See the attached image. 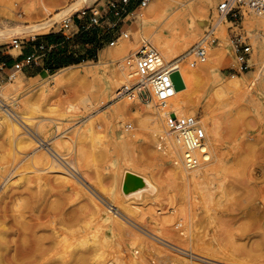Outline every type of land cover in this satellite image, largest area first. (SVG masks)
<instances>
[{
	"label": "rangeland",
	"instance_id": "rangeland-1",
	"mask_svg": "<svg viewBox=\"0 0 264 264\" xmlns=\"http://www.w3.org/2000/svg\"><path fill=\"white\" fill-rule=\"evenodd\" d=\"M73 1L0 0V29L45 21ZM108 1L111 0H86L45 32L10 33L0 38V54L16 56L20 49H13V38L28 47L34 36H64L58 56L45 67L48 70L38 66L22 71L0 68V92L5 96L0 97V104H5L0 106V113L19 128L18 132L7 133L0 123V195L4 192L26 196L39 190L47 200L41 212H57L66 220L80 218L79 224L92 219L98 236L109 232L104 260L126 261L134 253L127 245H133L138 252L134 256L142 258V264H264V51L258 49L245 23L259 16L244 12L224 22L226 37L213 33L215 41L202 62L209 61L212 46L224 50L215 74L197 78L189 73L190 85L184 101L189 107L193 105L192 114L201 118L205 130L209 129L206 135L218 148L217 156L211 164L202 162L203 168L197 172L206 170L204 175L196 172L192 181L190 172L188 182L170 178L171 182L165 176L174 166V156L164 141L167 147L159 149L162 133L153 138L146 117L149 111L160 125L154 105L137 98L109 100L103 83L108 76L115 78L119 74V64L138 48L141 38L147 37L156 45L152 32L166 33L170 39V59L164 60L187 53L208 24L215 21L218 0H211L206 15L196 6L207 0H152L155 5L150 10H146L150 3L136 5L128 9V14L118 16L110 12ZM27 6L34 8L33 14L25 12ZM82 11L86 12L85 19L91 11L96 13L99 21L95 28H77V17L83 16ZM140 13L146 17L144 22ZM64 18L73 22L72 29L62 34L59 29ZM189 21L195 23L196 30H185ZM234 33L251 46L249 66L243 70L239 69L231 45ZM112 39H131L134 45L114 52L116 41L111 45ZM70 57L73 61H66ZM189 60L181 66L189 68ZM198 66L199 63L192 67L197 71ZM190 68L188 72H193ZM36 72L40 74L30 76ZM231 74L242 81L240 91L215 93L217 80H231ZM16 79L18 84L13 83ZM123 83L124 79H118L119 85ZM123 101L127 102L124 110L120 108ZM212 125H216L217 136L212 135ZM209 152L212 159L213 152ZM52 160L65 169L59 171L52 166ZM125 168L152 174L160 186L159 192L139 200L135 208L127 211L108 209L105 203L117 201L116 191ZM100 206L109 216L105 220L100 218ZM73 224L71 221L69 226Z\"/></svg>",
	"mask_w": 264,
	"mask_h": 264
},
{
	"label": "bare ground",
	"instance_id": "bare-ground-1",
	"mask_svg": "<svg viewBox=\"0 0 264 264\" xmlns=\"http://www.w3.org/2000/svg\"><path fill=\"white\" fill-rule=\"evenodd\" d=\"M85 1L86 0H74L71 4L62 8L56 14H54L53 16H51L50 18H48L47 20L42 21V22L33 23V24L17 25L14 27H7L4 29H0V38H3V37H5V35H9L10 33H24V34L25 33H33L34 34V33H38V32H45L51 26H53L56 22H58L62 17H64L68 13H70L74 8L78 7L79 5L84 4ZM173 1L180 2V0H173ZM218 2H219V0L217 1V3ZM217 3H216V5H217ZM154 5H155L154 2H150V5L146 8V10H150ZM196 5H197V2H196ZM210 5H211V0H207V1H204L203 3H199V5H197L196 7H197L198 11L201 12V14L202 13L204 14L205 12H207L206 10L208 9V7ZM216 5H215V7H216ZM44 8H45V6H44ZM45 9H47V8H45ZM33 11H34V8H32V6H27V8L25 9V12L27 14L32 13ZM194 11H195V9H194ZM214 11H215V9H214ZM205 15H206V13H205ZM254 15H256V14H254ZM256 16H259V17L253 18V19H248L245 21V23L248 25V27L252 31L250 33H251V36H252L256 46L258 47V49L261 52H263L264 51V43L261 40L260 35L261 34L264 35V15H256ZM139 18L142 19L143 22L146 19L145 15H143V13L139 14ZM228 19L229 18L217 20L216 16H215V21L213 22V28L211 29V32L214 33L217 31L219 33V35L221 36V38L224 39L226 36L224 35V25L223 24H224V22H228ZM188 23L189 24L186 26V29H185L187 32H191L192 30L197 29V26L195 25V23H193V25L190 24V21ZM172 31H174V29ZM152 34L155 35L154 40L156 41V45L159 46L160 51L157 48L158 46L156 47V45H155V47L160 52L161 56L163 57V60H164V57H166V58L169 57V59H170L169 51H170L171 45H170V39L168 38V35L166 33L156 34L155 32H152ZM262 37H264V36H262ZM130 45H134V42L131 39H125V40L118 39V40H116V46L112 48V51H114V52L125 51L128 48V46H130ZM231 45H232V42H231ZM232 48H233V52H234V46L233 45H232ZM211 50H212V54H211L212 56H210V58H208L209 61L207 63H202L206 60V58L204 59V61H197L196 63H190L192 56H190V54L188 52L184 53L180 58L172 59L169 61L164 60L165 62H170L174 65V67H173L174 71L172 74V80H173L174 85H175L174 94L171 98H169L168 100L162 101V102H157V101L149 102V103H152L154 105L155 110L158 113L160 120H161L160 125L158 124L159 122L156 124V119H155L154 115L152 116L151 113L149 111H147L146 117H147L149 123L151 124L150 132H151L153 138H158L159 134L162 133V135L160 134V137H159L160 141H164L167 144V146L170 147L169 153L172 154V156H174V157L181 155L184 148H183V145L181 143H178L175 140V137L173 135H170L171 137H167L166 127L164 125L163 117L166 113H168L170 111H173L178 115H186L187 113H189V114L193 113V110L190 109V107L193 105L190 104V107H189L188 103L184 101V99L187 97L186 92H187L188 85H190V84H188L189 73H190V75L198 78V75H203V74H207V73L215 71V69L221 64V60H222L223 54H225V52L223 53L224 50L221 51V48H219L216 45L212 46ZM259 54H260V52H259ZM261 55H264V54H261ZM206 57H207V55H206ZM187 60H189L188 61V65H190L189 68L190 67L193 68L192 67L193 65H196L197 63H199V66L197 67L198 69L196 68L197 71L195 70V67H194L193 72L192 71L188 72V69H189L188 66H186L188 69L186 67H183V65L181 66V63L186 62ZM191 68H190V70H191ZM112 74H114V73H112ZM214 74H215V72H214ZM70 75H72V74H70ZM230 77H231L230 78L231 80H228L225 82H223V81L220 82V80H217L218 84L216 86V89L214 88L215 93L222 95L223 93H225L228 90H233L235 92L240 91V89L242 87L241 86L242 81L240 82V79H238V76H236V75L231 74ZM120 78L124 79V83L121 85L118 84V79H120ZM14 79H15V77H14ZM18 80L19 79L14 80L13 83L18 84L19 83ZM135 81H136V79L134 76V66L132 64H129V65L126 64L124 62V58H123V62L121 64H119V74L115 78H114V76L110 75L106 78V80H104L103 91L107 96H109V100H112L113 98H117V97L119 99H125V98L131 99V98H128L127 96L119 95V92L124 86L128 87V86L132 85ZM14 88L16 89V87H14ZM3 93L0 92L1 98L4 96ZM187 95H188V92H187ZM119 96H121V97H119ZM1 98H0V101L3 102L1 100ZM126 103L127 102L123 101V104L121 103L120 108L123 109V106ZM2 105H5V104L3 103ZM2 105L0 104V106H2ZM149 105H151V104H149ZM192 115H195V114H192ZM0 123H3V125L6 127L7 133H10V132L13 133V132L19 131L18 126L15 123L9 121L4 116V114H1V113H0ZM212 127H213L212 128V133H213L212 135H214L217 133L216 125H212ZM203 128H204V126H203ZM205 128H206V126H205ZM205 128H204V130H205ZM207 130L209 131V129H207ZM207 130H205V134H206ZM210 133H209V135H210ZM216 136H217V134H216ZM214 137L215 136H213V138ZM32 140H34V139H32ZM214 140H215V138H214ZM17 144H18V142H17ZM214 145L215 144H213L211 142V140L208 138V136L206 135V139H205L206 156H205V159L202 160L194 168H185L179 164H176V165L174 164L173 168L171 169L170 174L168 176H165V177H167V179H169V180L181 179V180H185V182H188L186 180H188V178H189L188 174L190 172H191L190 173L191 179L194 178L197 173L201 174V176L204 175L207 172L206 170L202 171L200 173L197 172V170H199V168L201 166H203L202 162L206 161L204 164H211L212 162H214L216 160V156H217L216 151L218 148ZM207 148L210 150H207ZM209 151L213 152L212 159L209 156V153H210ZM209 158L211 160H209ZM51 159H54V158H51ZM51 164L55 168H59V171L61 169H63L62 166L59 165L54 160H52ZM201 168H203V167H201ZM53 170H58V169H53ZM65 173H66V171H65ZM61 176H63V175H61ZM164 181L168 182L166 180H164ZM192 181H193V179H192ZM171 182H173V181L171 180ZM171 182H170V184H171ZM180 182H182V181H180ZM156 183L154 182L152 174H149L146 170L145 171L144 170L143 171H136V170H133L130 168H125L122 172V176H121V179L119 182V189H118V191H116L118 193V194H116V197H117L116 203L114 204V203H111L110 201L107 200L109 204L108 203H105V204L108 207V209L112 210V208H115L118 211H120V209L127 211L130 208H135L137 205L136 202H138L139 200H142L148 196H153V195L155 196V194L157 192H159L158 189L160 186H158V184H156ZM164 186L166 187L167 184H165ZM30 189H32V188H30ZM46 202H47V200H46L45 195L39 190L35 191V192H29V193H27L26 196H23V194H20V193L19 194L18 193L7 194L4 192L0 195V264H142V261H143L142 258H138V257L134 256V253H136L137 251L134 248H132L133 245H131V246L127 245L128 246L127 249H131L134 253H130L131 255L129 257L127 256L128 259L126 261H122V259H120V258H116L117 260H110V259L104 260L102 258V255H103L104 247L109 246V243L107 241V237L109 236V232H105L103 234V236H101V237L98 236L96 234L97 230L96 229L94 230L93 229L94 227L91 224L92 219H88V221H84V223L79 224L80 218H75V220L74 219L66 220L64 217L59 216L60 213H57V212H53L52 214H49L48 212L47 213L41 212V211H43L42 209H44V206H46V204H47ZM104 202H105V200H103V203ZM54 203H56V202H54ZM49 204H52V203H49ZM94 210H95V208H94ZM99 210L101 211V213L99 211L101 219L109 217L105 212H102L103 209L101 206L99 207ZM9 211L14 212V214H9L8 213ZM41 213H43V214H41ZM120 213H122V212H120ZM122 214H124V213H122ZM131 215H133V214H131ZM131 215H130V217H132ZM148 215H149V213H148ZM45 217H46V219L44 221H42V219ZM153 217L155 219H158L157 217H155V215H153ZM163 220L165 221V219H163ZM163 220H162V222L160 220L161 224L162 223L164 224ZM71 221L74 222L73 227L69 226ZM170 221L171 220L169 219V222H167V223H170ZM68 228H69V230H67ZM92 229L94 231H92ZM97 229H99V228H97ZM14 237H16V238L14 239ZM196 242H197V240H196ZM188 243H190V245H193V243L191 241ZM119 244H121V243L119 242ZM123 245H121V246L123 247ZM140 245H141V243H140ZM196 247H197V245H196ZM189 248H191V246ZM199 249H202V248H199ZM99 250H101V251L98 252ZM109 258H111V257L109 256Z\"/></svg>",
	"mask_w": 264,
	"mask_h": 264
},
{
	"label": "built area",
	"instance_id": "built-area-1",
	"mask_svg": "<svg viewBox=\"0 0 264 264\" xmlns=\"http://www.w3.org/2000/svg\"><path fill=\"white\" fill-rule=\"evenodd\" d=\"M129 0H111L108 1L110 12L114 16L128 14L127 4ZM152 0H137L138 6H146ZM250 12L256 15H264V0H219L215 7V16L217 20L226 18H236L238 14ZM85 11H82L83 16H78L79 27H92L98 25L99 17L91 11V16L85 19ZM72 20L64 18L60 26V33H66L72 29ZM85 27V28H87ZM213 22L207 26V30L199 41L188 50L192 59L190 63L204 61L210 44L215 41L212 38ZM123 37H128L127 33H122ZM69 37V36H66ZM121 37V36H119ZM118 38V37H117ZM116 38V39H117ZM18 38H13L12 43L14 48H21V41ZM116 40H111L112 45ZM234 46V53L237 58L239 69H246L249 65L247 56L251 51V46L247 43L239 33L232 34L231 39ZM40 49H48L46 46H39ZM34 62V56L28 55L23 61L14 64L15 69H21L24 65H29ZM126 64L134 66V76L136 81L130 86H124L119 95L127 96L128 98H137L143 102H162L171 98L175 91V85L172 80L174 65L170 62H165L160 52L155 45L147 37L140 40L138 48L124 57ZM166 127L167 137L173 135L178 143L183 145L181 155L174 157L171 162L179 164L185 168H194L202 160L205 159V139L206 134L198 115L186 114L178 115L173 111L166 113L163 117ZM160 138H158L159 140ZM159 149L166 148V144L159 140ZM167 152V151H166Z\"/></svg>",
	"mask_w": 264,
	"mask_h": 264
},
{
	"label": "crops",
	"instance_id": "crops-1",
	"mask_svg": "<svg viewBox=\"0 0 264 264\" xmlns=\"http://www.w3.org/2000/svg\"><path fill=\"white\" fill-rule=\"evenodd\" d=\"M136 5H137V0H129L127 4V9H132ZM62 37L64 38V36H60L56 34L55 35L48 34L37 37L34 36L31 38L28 47L24 46L23 44L25 43L21 42L22 45L20 48V53L18 55L12 56V54H9V56H4L3 54H0V68H2V70L4 71L5 70L8 71L10 68H14L15 63L23 61L24 58L28 55H33L34 62H32L29 65H24L23 67H21L20 71L30 66H38L44 69L54 57L58 56L56 53L59 51V49L63 47L64 40H62ZM40 45L46 46L48 47V49L42 50L39 48ZM70 59H72L73 61L74 58L71 57L67 58L66 61H69ZM39 74H40L39 72H36V73H32V75L30 76H36Z\"/></svg>",
	"mask_w": 264,
	"mask_h": 264
}]
</instances>
